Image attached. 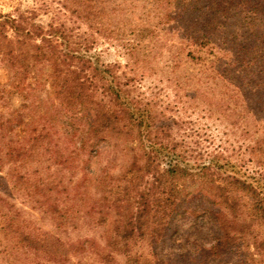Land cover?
<instances>
[{"label":"trees","instance_id":"obj_1","mask_svg":"<svg viewBox=\"0 0 264 264\" xmlns=\"http://www.w3.org/2000/svg\"><path fill=\"white\" fill-rule=\"evenodd\" d=\"M166 1L183 6L187 15L202 11L193 0ZM65 2L61 8L69 12L74 23L85 25L87 32L77 35L74 28L62 23L50 25L49 33L43 34L29 28L23 14L16 18L0 16V26L9 22L13 32L4 37L1 62L8 68L14 88L26 91L28 80L37 78L40 72V78L49 81L53 101L52 111L46 103L32 107L29 126L34 127L35 135L30 133L28 144L22 146L23 138H16L14 121L16 117L22 120L23 113L11 110L0 98V171L8 165L0 180L23 191L54 223V229H45L39 220L26 217L24 210L1 197L0 264L70 262L73 255L83 254L87 244L93 246L95 242L70 237L68 229L83 217L90 218L83 224L89 222L94 230L100 229L105 250L100 257L102 263L210 264L206 260L213 258L228 264H264V186L256 177L230 171L234 167L222 162L221 151L206 157L199 153L194 162L186 160L187 153L180 154L181 160L169 157L171 160L162 165L164 157L177 153L176 147L171 149L158 133H152L151 128L161 130L162 125L155 123L147 132L143 130L146 123H152L149 111L146 109L145 119L140 101L135 102L126 93L128 83L119 82L114 65L101 66L89 54L95 35L112 38L115 1ZM156 2L161 4L163 0ZM170 13L168 19H172ZM179 17L181 14L174 16ZM202 34L205 38L208 33ZM200 37V33L194 34L195 45H202ZM180 56V52L175 54L171 61ZM206 76L198 83L200 87L206 85L205 89L198 88V98L209 106L229 110L230 116L237 117L234 122L251 115L259 120L258 114L264 115V78L241 87ZM99 90L102 98H98ZM24 98L25 102L29 99L26 95ZM134 132L141 143L142 163L136 154L130 161L124 157L127 147L134 149L135 141L130 139ZM256 140L264 154V134ZM102 145L121 149L124 155L111 150L112 157L93 180L90 178L91 184L86 182L92 172L88 163L81 169L80 184H73L84 164L83 157L87 160L99 155ZM167 149L171 150L168 154ZM118 161L123 164L122 170L114 175L113 164ZM53 194H60L62 200L51 201ZM197 199L203 200V205L195 204ZM112 209L121 219L113 218ZM198 213L215 227L213 243L207 249L201 246L193 252H182L175 262H153L158 246L178 233L177 219L185 221ZM145 246L154 251L145 255Z\"/></svg>","mask_w":264,"mask_h":264},{"label":"rangeland","instance_id":"obj_2","mask_svg":"<svg viewBox=\"0 0 264 264\" xmlns=\"http://www.w3.org/2000/svg\"><path fill=\"white\" fill-rule=\"evenodd\" d=\"M65 1L0 0V16L16 18L23 14L30 25L29 28L38 29L43 34L49 33L50 25L64 23L74 28L75 34L82 35L87 32V27L74 23L69 12L61 8V3H66ZM114 1L115 11L110 26L113 30L112 38L95 35L89 54L97 59L99 64H103L101 66L114 65L119 82L128 83L126 93L135 102L140 101V107L145 110V119L146 109L149 111L151 118L147 119L152 123H146L143 130L147 132L155 123L157 126L162 125L161 130L151 128L152 133H158L171 149L176 147L178 153L164 157L162 165L171 160L169 157H172L173 161L181 160L180 154L187 153L186 160L194 162L199 153L206 157L208 153L221 151L224 152L222 162L228 161L234 167L230 171L256 177L264 186V154L263 149L256 143L257 137L264 134L263 113L260 114L262 116L258 114L259 120L252 118L251 115L242 122L236 120V123L234 122L236 116H230L229 110L221 111L217 106H209L198 98L201 93L198 88L206 87V85L200 87L198 83L206 78V75L216 76L219 80L232 82L241 87L247 86L246 82L255 83L259 78H264V71H261L264 65V0H193L195 6L202 11L188 15L183 6L169 5L166 0L161 4L156 2L157 0ZM169 13L172 19H168ZM176 14H181V17L174 18ZM202 32L208 33L205 38ZM195 33H200L199 41H202V45L193 43L196 42V38H193ZM5 35H13L9 22L0 26V98H4L3 103L12 107L11 110L23 113V119L16 117L14 124L17 125L16 138H23L21 145L24 146L28 144V136L34 128L29 126L32 107L41 102L46 103L52 111L53 101L50 97L49 81L45 77L40 78V72L37 78L31 77L32 79L28 80L26 91L19 92L14 88L8 68L1 62V45ZM179 52L180 58L171 61ZM101 93L99 90L98 98H102ZM24 95L29 98L27 102ZM3 103L0 102V105ZM2 113L0 108V114ZM38 127L41 128L40 123ZM32 134L35 135L34 132ZM131 136L132 142L135 141L132 146L134 149L127 147L129 151L124 157L130 161L136 154L142 163L141 143L135 132ZM149 143L146 138L145 144ZM111 150L124 155L121 149L100 146L99 155L87 158L88 161L83 157L84 164H81L80 170L78 169L73 184H80L83 178L81 169L88 167V163L92 172L86 177L88 179L86 182L89 183L90 178L93 180L96 173H100L108 159L112 157ZM170 151L167 149L166 154ZM122 165L121 161L113 164L112 173L117 175L122 170ZM7 169L8 165L0 171V177L6 175ZM89 189L93 191L91 185ZM1 197L8 198L24 210L26 217L39 220L38 223L45 229H54V223L49 215L37 210L23 191L9 187L8 183L2 180ZM58 200H62L60 194L51 196V201ZM203 202L197 199L194 203L203 205ZM111 211L114 219H121L115 210ZM83 214L80 213L79 216ZM82 219L74 221L75 225L68 229L70 237L94 239V245L87 244V250L83 254L73 255L71 261L66 264H106L100 261L101 253L105 251L100 229L94 230L89 222L83 224L90 218ZM176 223L179 227L178 233L158 246L156 257L152 256L153 262L156 260L162 263L175 262L180 253L193 252L201 246L207 249L213 243L215 227L208 217H202L198 213L185 221L178 218ZM149 250L148 247H144L145 255ZM207 259L210 264H228L224 261L219 262V259ZM122 260L123 258L119 257V261L123 262ZM34 263L52 264L45 260H37Z\"/></svg>","mask_w":264,"mask_h":264}]
</instances>
